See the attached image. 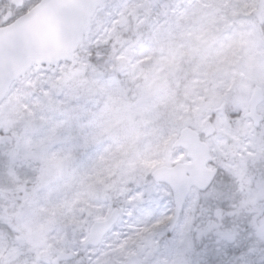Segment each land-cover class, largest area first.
<instances>
[{"label": "snow or ice", "instance_id": "obj_1", "mask_svg": "<svg viewBox=\"0 0 264 264\" xmlns=\"http://www.w3.org/2000/svg\"><path fill=\"white\" fill-rule=\"evenodd\" d=\"M0 264H264V0H0Z\"/></svg>", "mask_w": 264, "mask_h": 264}]
</instances>
